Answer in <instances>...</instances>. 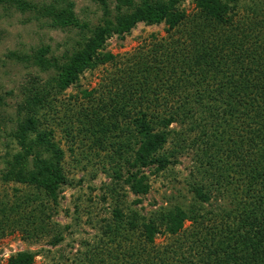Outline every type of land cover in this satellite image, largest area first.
I'll use <instances>...</instances> for the list:
<instances>
[{"label": "trees", "instance_id": "obj_1", "mask_svg": "<svg viewBox=\"0 0 264 264\" xmlns=\"http://www.w3.org/2000/svg\"><path fill=\"white\" fill-rule=\"evenodd\" d=\"M93 1L104 16L93 28L69 4L38 9L55 27L91 34L62 62L46 57L48 47L9 54L53 77L33 78L18 105L25 115L11 136L19 150L8 152L0 181L19 188L0 198V240L18 233L63 242L68 226L54 218L68 153L108 177L101 190L111 216L97 224L92 246L55 264H264V0H194L189 12L178 0H111L114 12L110 0ZM140 22L164 24L165 35L132 52L106 50L113 34ZM97 68L105 75L95 87L66 96ZM189 152L196 165L187 206L149 216L132 207L141 200L130 194L150 191L145 170L166 172ZM4 264H34V255L18 252Z\"/></svg>", "mask_w": 264, "mask_h": 264}, {"label": "rangeland", "instance_id": "obj_2", "mask_svg": "<svg viewBox=\"0 0 264 264\" xmlns=\"http://www.w3.org/2000/svg\"><path fill=\"white\" fill-rule=\"evenodd\" d=\"M66 4H69L79 20L88 22L92 28L104 21L100 6L93 0L0 1V173L8 152L16 153L19 150L11 135L15 132L18 120L25 115V111L22 109L20 112L18 106L24 101V91L31 87V81L36 76L41 83L53 77L52 72H41L29 63L16 61L9 54L15 52L29 55L48 47L50 52L46 57L62 62L61 57L75 52L78 44H81V48L84 47L91 37L89 31L55 27L49 18L38 13L40 7H65ZM194 5V0H178L176 3L178 9L187 12L192 11ZM110 9L115 11V2H110ZM111 20L114 21V18ZM164 30V24L137 23L129 33L113 34L106 41V50L112 54L132 52L153 36L163 37ZM104 75L105 70L101 68L85 71L76 85L66 89V96L95 87ZM170 127L178 130L177 125ZM60 140L62 147L67 150L66 142L61 137ZM195 165L194 154L189 152L180 157L179 163L166 172L156 174L153 169L145 170L150 179V191L141 197L130 194V202L137 198L141 200L140 204L132 207L142 215L149 216L153 211L173 204L187 206L192 201L189 182L193 178ZM97 168L94 163L82 161L77 164L67 153L65 172L68 181L60 188L59 212L54 218L60 225L68 226L63 242L52 247L47 241H25L18 233L8 235L0 240V264H4L11 255L22 251L34 255V264H55L61 255L65 259L62 261H67L76 252H83L85 243L92 246L97 236V224L111 216V201L104 197L105 193L101 190L102 184L109 179L98 172ZM16 188H19L16 184L6 185L0 181V198L11 196ZM218 202L227 204V200L223 199ZM187 225L188 222H184V226ZM164 241L163 236H157L156 242Z\"/></svg>", "mask_w": 264, "mask_h": 264}]
</instances>
